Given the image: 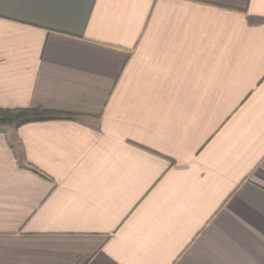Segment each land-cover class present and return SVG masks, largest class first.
Returning a JSON list of instances; mask_svg holds the SVG:
<instances>
[{"label": "crops", "instance_id": "crops-1", "mask_svg": "<svg viewBox=\"0 0 264 264\" xmlns=\"http://www.w3.org/2000/svg\"><path fill=\"white\" fill-rule=\"evenodd\" d=\"M0 264H264V0H0Z\"/></svg>", "mask_w": 264, "mask_h": 264}, {"label": "trees", "instance_id": "trees-1", "mask_svg": "<svg viewBox=\"0 0 264 264\" xmlns=\"http://www.w3.org/2000/svg\"><path fill=\"white\" fill-rule=\"evenodd\" d=\"M77 117L64 113H55L41 108L36 109H0V126L10 125L18 128L40 122L73 121Z\"/></svg>", "mask_w": 264, "mask_h": 264}, {"label": "rangeland", "instance_id": "rangeland-1", "mask_svg": "<svg viewBox=\"0 0 264 264\" xmlns=\"http://www.w3.org/2000/svg\"><path fill=\"white\" fill-rule=\"evenodd\" d=\"M10 125L0 126V129H3L6 132H9L12 128H10Z\"/></svg>", "mask_w": 264, "mask_h": 264}]
</instances>
